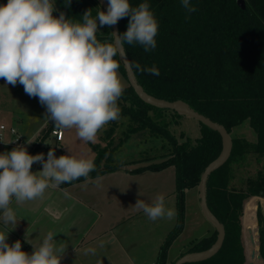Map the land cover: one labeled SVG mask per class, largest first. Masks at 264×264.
I'll return each mask as SVG.
<instances>
[{
    "label": "trees",
    "instance_id": "obj_1",
    "mask_svg": "<svg viewBox=\"0 0 264 264\" xmlns=\"http://www.w3.org/2000/svg\"><path fill=\"white\" fill-rule=\"evenodd\" d=\"M92 1L103 9L97 0ZM238 1L190 0L197 11L188 14L181 0H130L133 7L147 2L159 24L155 49L145 52L138 44L124 45L144 91L161 100L186 102L196 112L221 124L229 134L246 122L257 135L254 144L243 138L232 139L229 160L209 177L208 206L225 228V241L211 259L189 264H245L244 208L250 199L264 197V0H243L244 7L239 6ZM6 3L7 0H0V5ZM74 9L64 0H55L53 14L64 13L71 20L80 19ZM186 15L190 16L187 20ZM129 19L119 20V33L127 30ZM109 29L112 32V28ZM137 63L142 68L156 65L160 75L139 71L135 67ZM118 71L126 78L122 62ZM118 105H122L120 117L128 118L130 125L133 123L127 136L146 129L149 135L162 139L167 148L159 163L130 173L160 172L169 167L176 170L178 222L161 246L155 262L166 264L169 248L184 228L185 192L199 186L205 168L220 156L222 139L218 132L199 123L200 138L193 142L181 133L180 138L186 139L180 142L170 126L186 116L146 104L131 86L124 89ZM46 135H41L40 144ZM104 155L105 159H111L112 151L108 146L97 151L96 170L90 173L91 179L118 169V166L102 167L100 161ZM253 158L257 166L252 164ZM83 181L84 178H80L59 187ZM260 234L264 239L263 228ZM216 238L215 231L192 244L187 253L209 249Z\"/></svg>",
    "mask_w": 264,
    "mask_h": 264
},
{
    "label": "clouds",
    "instance_id": "obj_2",
    "mask_svg": "<svg viewBox=\"0 0 264 264\" xmlns=\"http://www.w3.org/2000/svg\"><path fill=\"white\" fill-rule=\"evenodd\" d=\"M181 5L188 14L197 11L190 0H181ZM54 11L55 0H7L0 5V79L7 86L20 84L25 94L38 98L57 129H75L81 141L95 143L107 124L120 119L118 101L124 86L118 69L126 55L125 43L138 44L145 52L155 49L158 20L147 2L133 7L130 0H108L107 10L101 9L95 17L87 10L83 23L73 22L64 13L55 16ZM125 17H130L125 32H111V40L105 42L97 38L100 28H111ZM135 67L160 75L156 65L142 68L137 63ZM34 163H41L42 170L33 172ZM95 170L92 159L57 157L54 149L46 160L43 153L32 155L23 145L0 153V223L12 231L18 224L13 202L20 206L35 201L47 189L80 178L87 183ZM95 179L98 183L102 178ZM133 207L151 221H172L177 215L163 194L151 203L137 199ZM9 232L0 230V264H61L65 249L57 247L56 234L48 232L34 245L26 233L33 246L28 253L20 240L8 243ZM89 253L95 249H85Z\"/></svg>",
    "mask_w": 264,
    "mask_h": 264
},
{
    "label": "rangeland",
    "instance_id": "obj_3",
    "mask_svg": "<svg viewBox=\"0 0 264 264\" xmlns=\"http://www.w3.org/2000/svg\"><path fill=\"white\" fill-rule=\"evenodd\" d=\"M67 4L75 7V11L80 15V19H73V22L83 23V13L89 10L95 17L101 10L95 6L92 0H64ZM78 6V7H77ZM103 10V9H102ZM111 31L108 26L100 28L97 38L100 41L111 40ZM124 89L129 86L127 79L118 71ZM122 110V105H118ZM46 108L39 103L38 98H31L25 94L23 86L6 85L0 79V126L5 127L0 130V153L11 151L17 147L12 145L15 139L21 140V145L25 146L32 155L43 153L45 160L50 149H54L55 155H73L77 158L92 159L95 161L97 151L108 146L112 151L111 159H105V155L100 161L104 167L118 166V169L110 171L102 176L97 183L95 178L73 185L72 190L75 197L87 200L92 207L91 212L86 217L77 216L73 219L84 227L91 226L88 235L95 236L96 233L103 232L105 235L99 244H92L90 248L95 249V253L107 258L104 264H127L123 259L110 258L112 253L127 251L138 252L141 261L153 263L158 259L161 247L168 235L174 230L178 222L177 196L175 193V168L169 167L153 174L151 172L144 175L130 173L133 170L147 166L152 163H159L166 153V143L158 138L149 135L145 129L142 132L128 135V130L132 125L128 123V118L120 117L117 121L107 124L99 133L95 143L81 141L75 129L62 130L63 140L57 142L51 134L55 128L54 122L49 121L45 116ZM171 124L170 130L177 136L180 142L186 138L195 142L201 136L199 122L193 118L182 117ZM11 129H15L17 134L12 135ZM113 130L109 136L110 131ZM181 133L186 138H180ZM46 135V139L40 144L41 135ZM232 139L243 138L249 143L257 142V135L254 130L245 122L240 127L230 133ZM32 142V143H30ZM47 143V144H46ZM101 154V153H100ZM255 164V159H252ZM42 170L41 163H34L33 172ZM236 172H240L237 170ZM158 194H163L168 207L175 209L177 215L172 221L159 219L149 220L142 210H138L133 205L137 199L146 203H151ZM264 218V199L254 197L250 199L244 208L242 218V241L245 248V264H263L259 259V222ZM248 230L246 231V228ZM68 228H66L67 231ZM65 230V229H64ZM60 231H63L62 229ZM171 231V232H170ZM214 227L206 220L202 213L199 199V189L193 188L185 192V218L182 233L176 238L169 248L166 264H174L181 256L185 255L192 244L203 238L213 235ZM110 238V239H106ZM115 239L114 242L111 240ZM257 240V246H252ZM99 242V241H98ZM161 243V244H160ZM91 254V253H90ZM97 256V254L95 255ZM104 256V257H105ZM104 260L94 264H102ZM92 264V263H91ZM155 264V263H154Z\"/></svg>",
    "mask_w": 264,
    "mask_h": 264
},
{
    "label": "crops",
    "instance_id": "obj_4",
    "mask_svg": "<svg viewBox=\"0 0 264 264\" xmlns=\"http://www.w3.org/2000/svg\"><path fill=\"white\" fill-rule=\"evenodd\" d=\"M151 172H142L137 175H144ZM153 174H160L161 172H152ZM73 185L68 187L49 188L46 190L43 198L35 201L26 202L23 205L17 206L13 202L17 214V225L11 231V226L5 227L0 223V230L10 231L8 234V243L12 244L16 240L22 243V249L28 253L33 251V246L42 242L43 238L48 232L56 234L54 237L57 247L64 248L65 252L62 255L61 264H94L97 260L104 264L107 258L104 254L99 255L85 254V249L90 248L92 244L101 243L104 233H96L95 236L88 235L91 226L84 227L76 219H73L76 213L79 217H86L91 212L92 207L87 200H81L80 197H75L72 190ZM21 219V220H20ZM20 220V221H19ZM66 228L67 231H66ZM63 231H60V230ZM65 229V230H64ZM171 232V231H170ZM28 234L29 242L25 235ZM103 236V237H102ZM107 240L110 238L105 237ZM101 240V241H100ZM99 241V242H98ZM115 239L111 240L114 242ZM161 244V243H160ZM159 247V251H160ZM97 254V256H95ZM141 261L138 252L125 251L121 253H112L110 258L123 259L127 264H154L143 262V254H141ZM105 256V257H104ZM119 264V263H116Z\"/></svg>",
    "mask_w": 264,
    "mask_h": 264
},
{
    "label": "water",
    "instance_id": "obj_5",
    "mask_svg": "<svg viewBox=\"0 0 264 264\" xmlns=\"http://www.w3.org/2000/svg\"><path fill=\"white\" fill-rule=\"evenodd\" d=\"M97 2L103 8L104 11L107 10L108 2L106 0H97ZM238 4L239 6L244 7L243 0H239ZM111 28H112V32L120 34L118 23L112 26ZM122 63H123V67L126 73V79L129 83V86L132 87L136 95L143 102L155 108L172 110L179 114L185 115L189 118H193L197 120L199 123L218 132V134L220 135L222 139L223 149H222L220 156L205 168L201 176L200 184L198 186L201 210L206 220L214 227L217 233L216 241L209 249L205 251L186 253L185 255L181 256L174 264L199 263V262L209 260L212 257H214L222 248L224 241H225L226 232H225L224 226L214 216V214L211 212L208 206V200H207L208 180L213 172L221 168L229 160L231 152H232V147H233L232 138L230 134L228 133V131L221 124L214 122L211 119L207 118L206 116L196 112L186 102L182 100L166 101V100H161V99H158V98H155L149 95L147 92L144 91V89L138 83L127 55H125L122 58Z\"/></svg>",
    "mask_w": 264,
    "mask_h": 264
},
{
    "label": "built area",
    "instance_id": "obj_6",
    "mask_svg": "<svg viewBox=\"0 0 264 264\" xmlns=\"http://www.w3.org/2000/svg\"><path fill=\"white\" fill-rule=\"evenodd\" d=\"M5 127L3 125L0 126V130H4ZM10 133L12 135H15L17 134L16 130L15 129H11L10 130ZM51 134L55 137L56 141L57 142H61L63 140V132L61 129H57L56 127L54 129H52V132ZM1 136H0V140H1ZM12 145H15V146H18V145H21V140L20 139H15L13 142H12Z\"/></svg>",
    "mask_w": 264,
    "mask_h": 264
},
{
    "label": "flooded vegetation",
    "instance_id": "obj_7",
    "mask_svg": "<svg viewBox=\"0 0 264 264\" xmlns=\"http://www.w3.org/2000/svg\"><path fill=\"white\" fill-rule=\"evenodd\" d=\"M259 198L264 199V197H259ZM260 228H263V230H264V218L263 217H261L260 222H259V235H258L259 240H258V244H257V240H255L256 242L252 243V244H254L252 246L259 245V256H258V259L264 264V255L262 254V251L264 253V239L261 237Z\"/></svg>",
    "mask_w": 264,
    "mask_h": 264
}]
</instances>
